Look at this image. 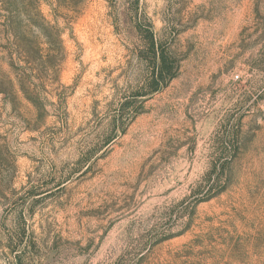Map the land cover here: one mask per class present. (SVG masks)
<instances>
[{"label":"rangeland","instance_id":"374dc122","mask_svg":"<svg viewBox=\"0 0 264 264\" xmlns=\"http://www.w3.org/2000/svg\"><path fill=\"white\" fill-rule=\"evenodd\" d=\"M0 264H264V0H0Z\"/></svg>","mask_w":264,"mask_h":264},{"label":"trees","instance_id":"16d2710c","mask_svg":"<svg viewBox=\"0 0 264 264\" xmlns=\"http://www.w3.org/2000/svg\"><path fill=\"white\" fill-rule=\"evenodd\" d=\"M139 30V29H138ZM147 34H149V35H147L148 37H147V40H148V42L150 43V45H151V47L153 48V40H152V35L150 34V33H148L147 32ZM156 59H158L159 60V57L158 58H156ZM159 72H160V74H158V75H161V70L159 69Z\"/></svg>","mask_w":264,"mask_h":264}]
</instances>
